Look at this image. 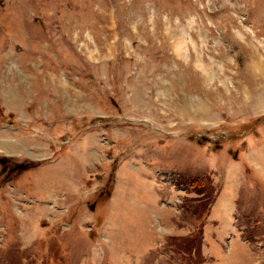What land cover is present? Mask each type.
I'll use <instances>...</instances> for the list:
<instances>
[{"label":"rangeland","instance_id":"374dc122","mask_svg":"<svg viewBox=\"0 0 264 264\" xmlns=\"http://www.w3.org/2000/svg\"><path fill=\"white\" fill-rule=\"evenodd\" d=\"M0 264H264V0H0Z\"/></svg>","mask_w":264,"mask_h":264},{"label":"trees","instance_id":"16d2710c","mask_svg":"<svg viewBox=\"0 0 264 264\" xmlns=\"http://www.w3.org/2000/svg\"><path fill=\"white\" fill-rule=\"evenodd\" d=\"M197 179H198V178H196V177L193 178V182L198 183V182H197Z\"/></svg>","mask_w":264,"mask_h":264}]
</instances>
